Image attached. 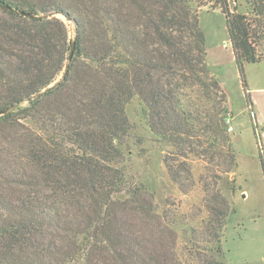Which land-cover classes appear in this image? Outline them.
I'll use <instances>...</instances> for the list:
<instances>
[{"label":"trees","instance_id":"1","mask_svg":"<svg viewBox=\"0 0 264 264\" xmlns=\"http://www.w3.org/2000/svg\"><path fill=\"white\" fill-rule=\"evenodd\" d=\"M233 1L0 0V112L17 106L0 116V264H227L220 242L233 208L221 190H233L236 153L198 11L222 13L236 63H257L264 0H246L249 15ZM135 101L167 148L174 184L201 165L207 215L181 253L183 223L153 206L123 157L137 128L127 113ZM258 158L264 176L263 149ZM152 229L171 244L152 251Z\"/></svg>","mask_w":264,"mask_h":264},{"label":"rangeland","instance_id":"2","mask_svg":"<svg viewBox=\"0 0 264 264\" xmlns=\"http://www.w3.org/2000/svg\"><path fill=\"white\" fill-rule=\"evenodd\" d=\"M246 5L244 12L249 15V6L247 3ZM230 6L233 7L232 2ZM64 22L70 30L71 25L65 20ZM198 24L203 36L207 68L225 94L228 113L234 117V120L231 119L233 130L231 133L227 132L236 153V167L232 177H229L233 180V190L229 187L221 190L233 211L222 232L221 249L227 264H264V176L258 158L259 149H263V139L256 132V121L250 116L251 112L247 107L246 98L249 95L244 93L245 89L248 93L256 92L253 89L259 86V75L264 76V58L254 64L244 63L240 66L236 63L228 37L227 22L219 11L201 8L198 11ZM243 80L245 88L242 87ZM127 113L137 128L128 145L122 147L123 157L127 161L129 172L139 177L147 188L153 206L159 211L163 210L168 220L183 223V228L179 227L176 232V250L181 253L184 247L191 246V229L199 227L201 220L207 215L202 185L196 184L201 165L196 161L191 164L192 177L190 180L183 179L182 187L174 184L163 163L167 148L155 142V136L145 125L139 104L132 102L127 106ZM221 186L220 184L218 189ZM135 230L139 232L138 226ZM153 230L147 243L152 251L159 250L164 244L167 247L171 244L170 234L157 236ZM206 260L211 262L209 257Z\"/></svg>","mask_w":264,"mask_h":264},{"label":"crops","instance_id":"3","mask_svg":"<svg viewBox=\"0 0 264 264\" xmlns=\"http://www.w3.org/2000/svg\"><path fill=\"white\" fill-rule=\"evenodd\" d=\"M232 6H236L238 12L246 14L244 12L247 9L246 0H234L232 2ZM241 9L242 11H239ZM258 79L260 80L258 81L259 86L253 89V91H256V92L254 94L248 93V90L245 89L244 93L246 95H249L248 97L249 101H248L247 107H249V110L251 112L250 116L251 117L253 116V118L256 121L255 123V125H257L256 132L260 134L259 135L260 139H263V143L262 142L261 143H262L263 151H264V76L259 75ZM246 101H247V98H246ZM253 112L254 114L252 115ZM229 114L232 116L230 112ZM231 119L234 120V117L232 116Z\"/></svg>","mask_w":264,"mask_h":264},{"label":"water","instance_id":"4","mask_svg":"<svg viewBox=\"0 0 264 264\" xmlns=\"http://www.w3.org/2000/svg\"><path fill=\"white\" fill-rule=\"evenodd\" d=\"M15 13L21 15V16H24L25 18H28V19H35V18H39V19H48V18H51V17H57L59 16L58 14H55V13H48V14H45V15H40V16H37V15H33V14H29V13H26L24 11H15ZM76 36V34H75ZM74 36L73 38V42H72V46H71V49H70V52H69V56H68V60H67V64H66V67L64 69V72H63V77L67 75L68 71H69V67H70V64H71V61H72V57H73V53H74V49H75V44H76V37ZM52 86H49L47 87L46 89L42 90L41 92H39L38 94L32 96L31 98H29L27 100V102H29L30 100L44 94L45 92H47ZM17 108V106H13L12 108L8 109V110H5L3 112H0V116H3V115H6L12 111H14L15 109Z\"/></svg>","mask_w":264,"mask_h":264},{"label":"built area","instance_id":"5","mask_svg":"<svg viewBox=\"0 0 264 264\" xmlns=\"http://www.w3.org/2000/svg\"><path fill=\"white\" fill-rule=\"evenodd\" d=\"M225 123H226V130L228 133H231L233 128H232V125H231V117L230 116H227L225 118Z\"/></svg>","mask_w":264,"mask_h":264}]
</instances>
